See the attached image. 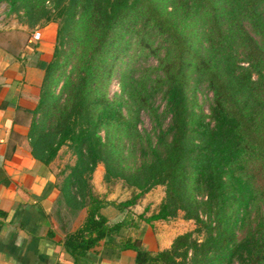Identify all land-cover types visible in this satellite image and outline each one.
<instances>
[{
  "label": "trees",
  "instance_id": "obj_1",
  "mask_svg": "<svg viewBox=\"0 0 264 264\" xmlns=\"http://www.w3.org/2000/svg\"><path fill=\"white\" fill-rule=\"evenodd\" d=\"M52 1L57 7L60 0ZM68 1L63 24L68 18L73 19L79 9L81 19L94 34L93 44L89 55L76 68V79L69 83L70 91L52 129L39 130L38 124H33L31 136L32 149L44 163L67 143L74 145L78 155L79 162L64 177L62 196L66 206L84 207L85 216L66 235L65 247L82 255L99 240L118 235L124 226L122 222L108 223L99 212L107 201L95 196L87 182L99 162L106 166L103 178L107 181L110 170L105 155L111 147L107 149L97 133L98 125L89 118L85 92L108 33L121 15L134 12L142 17L145 14L144 22L166 43L155 67L161 74L151 86L155 91L161 88L162 111L168 121L163 127L161 114L148 103L152 87L139 94L141 105L153 114L155 125L153 136L138 148L139 164L129 174L130 183L139 191L129 199L109 203L123 211L140 194L163 185L164 195L158 208L145 221L166 220L182 211L185 219L194 221V228L175 236L168 249L154 253L143 249L137 239L127 238L121 247L135 251V264H186L189 251V264H218L224 258L236 264H264V47L259 40L264 41V0H173L171 12L161 11L150 0H77L73 7L76 0ZM200 12L208 21L204 33L207 45L203 53H192L191 26ZM62 13L57 12L58 17ZM40 16L43 23L56 18L42 7ZM247 27L259 38L253 37ZM57 57L54 45L45 69L42 117L45 102L51 96L52 74L64 62L57 65ZM242 60L246 65L240 64ZM187 63L205 76L211 92L207 114H195L188 105ZM101 101L98 119L127 123L118 107L103 97ZM72 184L75 190L69 192L68 185ZM192 184L203 192L202 198L190 193ZM138 216L143 218L142 213ZM237 223L244 232L234 240ZM199 234L202 238L198 239Z\"/></svg>",
  "mask_w": 264,
  "mask_h": 264
},
{
  "label": "rangeland",
  "instance_id": "obj_2",
  "mask_svg": "<svg viewBox=\"0 0 264 264\" xmlns=\"http://www.w3.org/2000/svg\"><path fill=\"white\" fill-rule=\"evenodd\" d=\"M150 1L161 11H172L173 0ZM77 4L78 1L76 0L72 7ZM68 5V0H60L57 7L54 6V1L52 0H0V32L3 36L7 32L13 34L20 31L26 32L28 35L30 30H35L45 24L40 16L41 7L49 11L52 17H56L54 23L57 25V37L54 45L58 55L57 65L61 61L64 62L52 74L49 87L51 96L45 102V114L43 117L41 115L39 117L42 120L38 119L36 122L39 130L44 129L47 132L52 129L54 119L66 101L70 91L69 83L71 81L74 82L76 79V68L78 65L80 67L83 58L89 55L88 51L94 40V34L86 26L85 19H81L79 9L74 13L73 19L68 18L66 20L67 24H63L62 18L65 16L64 12ZM54 7L57 9H54ZM28 9H30L29 12H26ZM142 11L140 10L139 12ZM57 12H63L62 16L58 17ZM144 18L145 14L142 17L134 12H126L121 15L107 35L106 43L98 58L99 64L95 68L96 70L94 69L88 77L87 91L85 92L86 102L88 103L86 109L89 111V118L98 125L97 133L106 142L107 149L111 147L109 154L105 155L108 160V169L111 172L105 178L107 181L103 178L106 166L102 162L97 163L102 168V178L100 179L102 188L100 191H93V193L103 200L107 194H112L115 195V200L113 201L120 202L129 199L139 191L138 188L130 183L132 177L129 174L133 173L139 164L138 148L144 147L147 138L152 137L155 132V125L152 120L153 114L148 111L147 107L141 105L139 94L144 93L145 90L149 91L150 89L151 91L153 79L161 74L155 67L157 66L158 58L164 52L166 43L163 37L155 34V30L149 26L147 21L144 22ZM207 22L201 12L192 21L190 34L192 53H195L194 51L203 53L206 49L207 44L204 39V33ZM22 28H26V30ZM247 29L253 37L259 38L254 35L250 28L247 27ZM259 40H261V44L264 47V41L261 38ZM83 51L86 52L85 55L78 59L77 57ZM240 58L241 56H239ZM188 60L189 56L187 57ZM240 64L246 65V62L242 60ZM185 80V91L190 109L195 114H207L211 92L207 88L205 76L198 73L191 64L187 63ZM153 88L148 94L147 100L150 106L155 109V112L161 114L160 121L162 126L165 127L168 115L163 114L162 111L164 102L161 97V88L156 91ZM102 97L119 108L123 119L127 123L122 121L106 122L104 118H97L103 105ZM204 120H207V118L205 117ZM48 136H51V133ZM78 162V155L73 144H63L57 149L53 164L56 170L60 172L59 177L62 182H64V177L71 172ZM87 182L90 186V179ZM74 186L73 184L68 185L67 190L69 192L75 190ZM188 190L197 199L203 197V192L193 184ZM163 195L164 186L155 185L140 194L135 203L125 209L135 210L133 212L141 211L145 216L150 215L156 212ZM62 199L64 201L65 197L63 198L62 196ZM67 207L69 210L75 208L71 207V205ZM251 209L253 208L251 207ZM252 213L253 211H251V215ZM66 215L68 216L69 213ZM165 221L173 223V233L181 234L194 228V221L185 219L182 211H178L174 217ZM233 232L235 235L234 240H238L243 235L244 227L237 223ZM197 238H202V236L199 234ZM190 258L191 253L189 251L185 261L186 264L190 263ZM218 264L236 263L224 258Z\"/></svg>",
  "mask_w": 264,
  "mask_h": 264
},
{
  "label": "crops",
  "instance_id": "obj_3",
  "mask_svg": "<svg viewBox=\"0 0 264 264\" xmlns=\"http://www.w3.org/2000/svg\"><path fill=\"white\" fill-rule=\"evenodd\" d=\"M56 29V23L47 22L28 35L0 32V264H135V251L121 247L127 238L154 253L168 249L179 233H173L170 221H145L149 215L140 218L141 211H119L109 203L115 200L112 194L104 197L107 202L99 212L110 224L123 223L118 235L99 240L82 255L64 245L85 209L69 210L54 157L47 163L40 160L31 138ZM101 178L102 168L96 165L90 175L92 192L101 190Z\"/></svg>",
  "mask_w": 264,
  "mask_h": 264
},
{
  "label": "built area",
  "instance_id": "obj_4",
  "mask_svg": "<svg viewBox=\"0 0 264 264\" xmlns=\"http://www.w3.org/2000/svg\"><path fill=\"white\" fill-rule=\"evenodd\" d=\"M34 36L37 37V33H35Z\"/></svg>",
  "mask_w": 264,
  "mask_h": 264
}]
</instances>
